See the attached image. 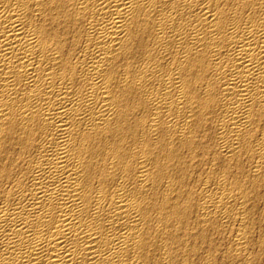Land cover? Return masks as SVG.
Masks as SVG:
<instances>
[{
    "label": "bare ground",
    "instance_id": "obj_1",
    "mask_svg": "<svg viewBox=\"0 0 264 264\" xmlns=\"http://www.w3.org/2000/svg\"><path fill=\"white\" fill-rule=\"evenodd\" d=\"M0 264H264V0H0Z\"/></svg>",
    "mask_w": 264,
    "mask_h": 264
}]
</instances>
